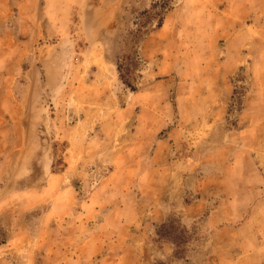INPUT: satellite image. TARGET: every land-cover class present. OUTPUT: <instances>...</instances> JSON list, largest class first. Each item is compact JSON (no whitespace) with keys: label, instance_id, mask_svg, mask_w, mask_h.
<instances>
[{"label":"rangeland","instance_id":"1","mask_svg":"<svg viewBox=\"0 0 264 264\" xmlns=\"http://www.w3.org/2000/svg\"><path fill=\"white\" fill-rule=\"evenodd\" d=\"M0 264H264V0H0Z\"/></svg>","mask_w":264,"mask_h":264}]
</instances>
